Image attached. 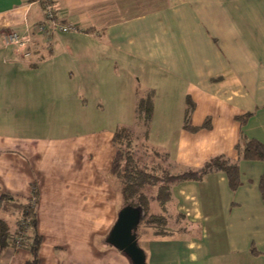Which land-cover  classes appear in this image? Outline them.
Listing matches in <instances>:
<instances>
[{
    "label": "crops",
    "instance_id": "1",
    "mask_svg": "<svg viewBox=\"0 0 264 264\" xmlns=\"http://www.w3.org/2000/svg\"><path fill=\"white\" fill-rule=\"evenodd\" d=\"M54 5L76 30L54 34L49 45L36 35L31 55L22 57L4 43V35L31 30L43 17L42 4L0 0V118L30 111L42 117L55 110L63 119L68 107L74 118L102 119L106 111L112 121L127 112L136 117L138 97L153 90L147 140L154 126L168 135L169 144L157 147L175 173L225 155L238 162L239 184L232 190L221 171L173 183L166 204L171 232L155 235L151 227H137L146 264H264L258 188L264 165L239 159L235 149L241 134L264 144V0H54ZM142 79L146 87L140 92ZM113 86L114 92L104 90ZM66 87L76 92L68 107L56 94ZM187 99L194 104L190 123L200 126L208 119L209 128H183ZM247 112L252 115L240 124L236 117ZM99 123L53 136L48 129L25 136L0 131V193L30 198L34 185L38 190L39 264H131L124 252L101 241L122 202L109 175L118 125ZM154 204L150 210L160 212ZM5 218L11 219L0 210ZM186 220L195 225L192 237L185 233ZM21 248L2 250L0 264H24L30 253L26 249L18 257Z\"/></svg>",
    "mask_w": 264,
    "mask_h": 264
},
{
    "label": "trees",
    "instance_id": "2",
    "mask_svg": "<svg viewBox=\"0 0 264 264\" xmlns=\"http://www.w3.org/2000/svg\"><path fill=\"white\" fill-rule=\"evenodd\" d=\"M153 96V90L147 91L145 94L140 95L136 102L135 118L142 120L144 144H146L149 134ZM193 107L194 104L187 99L183 128L191 132L200 128H209L208 119L200 126H194L190 123V114ZM251 115V112H247L237 116L236 119L240 124H244ZM131 128L130 126L117 127L113 132L112 143L115 154L111 162L109 175L114 180L113 184L122 202L121 207L125 205L138 207L141 211L139 225L151 227L155 235H164L171 232L168 228L169 216L166 214V204L171 198L170 187L173 183L199 180L205 174L221 171L226 174L228 185L232 190L238 187V162L229 159L225 155L212 156L199 168H187L176 173L170 169L167 153L155 152L156 156H160L164 161L167 159L165 164H161V162L144 163L137 155V148L135 149L136 143L134 141L137 140L138 135ZM235 149L239 159L259 160L264 165V144L259 140L241 134L239 141L235 144ZM147 188H155V192L147 194L144 192ZM258 188L264 202V169L259 178ZM37 199L38 190L35 185L32 187L30 198H23L9 192L0 193V210L11 218L0 219V252L8 247L27 249L30 257L24 264H39L40 261L38 250L42 239L36 226L35 206ZM154 202L160 208V212L150 210V204ZM179 216H175L176 220ZM104 240V238L101 239V241ZM251 252H257L253 245H251Z\"/></svg>",
    "mask_w": 264,
    "mask_h": 264
},
{
    "label": "rangeland",
    "instance_id": "3",
    "mask_svg": "<svg viewBox=\"0 0 264 264\" xmlns=\"http://www.w3.org/2000/svg\"><path fill=\"white\" fill-rule=\"evenodd\" d=\"M56 34V33H55ZM141 85H138V90L141 92L143 89H145V85H143V79ZM105 91H112L114 92L118 87L113 86V87H104ZM65 91L56 93L58 96L62 95V104L65 103V106L68 107V102H69V96L72 95L71 92L76 93L74 89H69L66 87L64 89ZM82 92V91H81ZM161 96V94H159ZM162 97V96H161ZM182 102V101H181ZM48 103L50 105V101L48 100ZM70 103V102H69ZM165 105V104H164ZM172 105H177V101L173 102ZM65 117L63 119H60L57 116V113H52L54 111H48V114L46 113V116L43 115L42 117L38 114L35 115V112H28V116L25 117H16L14 119H9L8 117H1L0 118V131L2 132H7V133H12V134H17V135H33V134H39L40 131L44 134L45 130L48 129L50 132V136L53 134L55 135H60L64 133H69L72 131H75L76 127H82L83 129L87 128H93L95 126L94 121L97 123L100 122L99 124L104 125H112L116 124L118 125L117 127H123V126H129L132 127L131 129L136 133L137 140L134 141L136 143V147L138 150V156L144 163H150L153 164L155 162H161V164H165L163 159L160 158V156H156L155 152L160 151V148L157 146H162L166 147L167 145L164 144H169L168 142V135H164L167 139V141L163 140L161 134L159 133L158 129H156L154 126V129L152 128L151 130V135L150 139L146 141V144H144V140L142 138V131L144 130V127L142 125V120H137L133 115H130V113H126L125 116L123 117H114V120L112 121V118L106 117L110 116L109 112L106 111L104 118L102 119H97L95 120L92 118L90 115H81L78 118H74L73 111L74 109H71L68 107V109L65 110ZM31 114H34L32 116ZM123 115V112H122ZM62 118V117H61ZM110 118V119H109ZM117 118V119H116ZM172 121V119H171ZM163 143V144H162ZM145 151V152H144ZM173 170V172L177 171L176 168H170ZM172 189L174 193L176 192V187L175 185L172 186ZM147 194H153L155 192V188H147L144 191ZM154 210L157 209L156 204L153 206ZM159 209V207H158ZM181 226V225H180ZM179 225H176V228L180 227ZM183 227L186 229V234L189 236H193L197 231H195V225H193L192 221L186 220L183 222ZM212 235L217 237L216 233H213ZM205 236V235H204ZM22 250H19L18 252V257H22L24 255H27L28 252L25 248H21Z\"/></svg>",
    "mask_w": 264,
    "mask_h": 264
},
{
    "label": "built area",
    "instance_id": "4",
    "mask_svg": "<svg viewBox=\"0 0 264 264\" xmlns=\"http://www.w3.org/2000/svg\"><path fill=\"white\" fill-rule=\"evenodd\" d=\"M37 1L42 4V19L26 33L19 34L15 31H9L4 35V43L12 46L14 51L22 57L31 55V49L36 45L34 36L37 35L46 45H49L55 33L76 30L73 24L65 23L58 17L53 0Z\"/></svg>",
    "mask_w": 264,
    "mask_h": 264
},
{
    "label": "water",
    "instance_id": "5",
    "mask_svg": "<svg viewBox=\"0 0 264 264\" xmlns=\"http://www.w3.org/2000/svg\"><path fill=\"white\" fill-rule=\"evenodd\" d=\"M141 211L138 207L125 205L120 208L116 221L112 225L105 242L124 252L131 264H146L145 253L137 243L136 231Z\"/></svg>",
    "mask_w": 264,
    "mask_h": 264
}]
</instances>
